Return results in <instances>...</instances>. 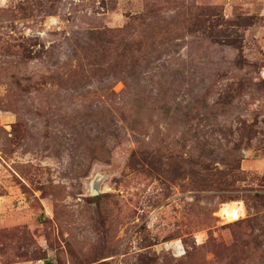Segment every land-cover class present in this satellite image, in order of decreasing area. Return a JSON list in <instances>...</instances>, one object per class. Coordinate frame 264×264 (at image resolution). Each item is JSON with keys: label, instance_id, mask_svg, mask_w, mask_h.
<instances>
[{"label": "rangeland", "instance_id": "374dc122", "mask_svg": "<svg viewBox=\"0 0 264 264\" xmlns=\"http://www.w3.org/2000/svg\"><path fill=\"white\" fill-rule=\"evenodd\" d=\"M4 194L0 264H264V0H0Z\"/></svg>", "mask_w": 264, "mask_h": 264}, {"label": "crops", "instance_id": "0c3cea01", "mask_svg": "<svg viewBox=\"0 0 264 264\" xmlns=\"http://www.w3.org/2000/svg\"><path fill=\"white\" fill-rule=\"evenodd\" d=\"M12 197L8 195H0V219L7 220V217L12 212L11 200ZM11 211V212H10Z\"/></svg>", "mask_w": 264, "mask_h": 264}, {"label": "water", "instance_id": "95a60500", "mask_svg": "<svg viewBox=\"0 0 264 264\" xmlns=\"http://www.w3.org/2000/svg\"><path fill=\"white\" fill-rule=\"evenodd\" d=\"M98 186H99L98 180H95V181L92 182V184H91V191H90V194L91 195H96V194L99 193Z\"/></svg>", "mask_w": 264, "mask_h": 264}]
</instances>
